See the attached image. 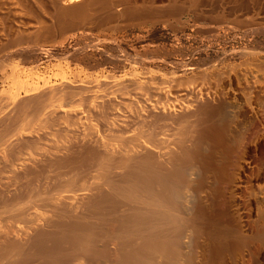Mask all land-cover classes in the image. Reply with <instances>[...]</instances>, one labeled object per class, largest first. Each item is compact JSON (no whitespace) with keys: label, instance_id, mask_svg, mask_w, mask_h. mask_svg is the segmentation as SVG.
<instances>
[{"label":"bare ground","instance_id":"obj_1","mask_svg":"<svg viewBox=\"0 0 264 264\" xmlns=\"http://www.w3.org/2000/svg\"><path fill=\"white\" fill-rule=\"evenodd\" d=\"M129 1L0 0V264H226L248 248L244 264H264V161L253 170L246 164L256 156L236 147L251 122L244 148L253 134L264 146V52L247 41L240 57L261 75L227 68L214 89L206 84L222 69L201 72L195 88L188 65L169 76L158 74L162 65L137 72L123 55L104 56L123 68L118 78L71 70L97 44L77 39L85 22H161L208 0H171L166 12L145 15ZM248 2L246 13L218 8L208 29L264 35V0ZM163 82L186 89H152L153 101L125 94ZM142 112L159 121V151L143 152L151 148L127 136ZM150 124L133 132L153 135ZM245 172L247 204L236 206Z\"/></svg>","mask_w":264,"mask_h":264},{"label":"rangeland","instance_id":"obj_2","mask_svg":"<svg viewBox=\"0 0 264 264\" xmlns=\"http://www.w3.org/2000/svg\"><path fill=\"white\" fill-rule=\"evenodd\" d=\"M170 1L171 0H130L129 2H137V4L131 3V5L137 7V10H139L140 12H142V14L145 15L146 13H148V11L152 9L153 10L159 9L158 10L159 13L166 12L168 10V7H170ZM212 1L214 3L213 5H212ZM215 1L216 0H208L206 2H203V7H201L203 8L202 10L201 8H195L193 6L191 7V5L190 6L185 5L183 12L180 15L169 17V19L163 20L161 22L157 20L144 21L142 22V24L141 23L140 24L130 23L129 25L126 23H113L111 26H107V25H101L100 22H98V20H96V17H95L94 19L82 24L81 28L78 29L76 33L78 34L77 39L79 40L81 44L91 43V42H97V44L94 45L95 47L89 48V51L87 52V55H86L87 58L82 57L80 60L73 61L72 63H70L69 68L71 70L75 69L76 72H82V73L83 72L85 73L108 72L112 74L114 77L118 78L123 75V72H121L123 68H121V71H120L117 67L108 64L107 62H105L104 56L108 54L115 58V57H119L123 55L125 59L127 58V60L129 59V61H134L135 62L133 63L134 65H138L142 63L145 64L146 67H148L147 68L148 70L149 68L154 69V67L156 68V66H158V69H159V65H162L164 68L160 66V69L158 70V74L160 71V72H163V74L165 73L166 76H169L172 71H175L176 67H180L181 65H188L189 71L188 73H186L187 76L194 77L195 81H194V84L192 85L194 86L198 84L199 86L200 84V87H202L201 86L202 83L204 84V82L199 80V74L201 72L211 73V72L219 71L220 69H222V71L224 72H223V75H220L221 78H218L220 76H215V77L213 76L211 77L212 79L209 80L210 82L208 81L207 84L205 82L206 87L210 88L209 86H211V88L213 89L220 85V83L222 82L221 80L222 77L225 78L226 76L225 71L227 70V68H228L227 71H235V69L244 70V68L246 67L250 68L252 66L251 68L255 72V74L257 75V73H259V75H261V72L259 71L260 69L255 67V65H251V66L246 65L247 59L245 56L240 57V53L245 48L247 41L248 42L251 41L256 46H258L259 49H261L260 51L264 52V35L260 36L258 39L253 40V39L243 36L240 32L238 33V32L233 31V32L224 34L225 33L224 31H220V32L213 31L212 32L211 29H208V27L212 28V26L216 24L215 21H218V16L216 14L218 12V11L216 12L218 8L224 7L225 5H227L228 7L230 6L229 8L232 11V13H237V11H239V14H241L240 13L242 12L240 11L241 7L245 5L247 6L246 7L247 9H250L251 8L250 6H252V2H248V0H243L244 2L242 0H233V1L232 0H226V1L218 0V3H217V1L216 2ZM229 1L231 3H228ZM241 2H243L242 6H240ZM115 7L118 9H121L123 7V3L116 1ZM239 7L240 9L235 10V8H239ZM244 7L241 10H243V12L246 13L247 9H244ZM233 10L236 12H234ZM100 11L101 9L100 10L98 9L96 15L101 14L102 12ZM259 49H257V51H259ZM130 57H132L133 59H131ZM136 58L137 60H135ZM239 66H243L244 68L239 67ZM51 68L52 67L48 65L47 67L44 68L43 71H51L52 70ZM135 68L137 72H141L142 70L139 65L136 66ZM133 69L134 68H131V67L125 68L126 71H132ZM218 80H221V82L220 81L218 82ZM217 82H218V85L216 84ZM163 83L161 84L151 83V85L153 84L154 87L150 85L149 90L144 87L141 88L143 90L133 89L134 87H130L129 90H127L125 94L126 95L129 94L128 96H134L137 94L136 96L140 97L141 95L142 97V94L144 93L143 94V97L145 96L144 98H146V95H147L148 100L149 98H151L150 100L153 101V99L154 98L156 99V97H153V93L150 91L152 89L153 90L157 89L159 92L160 90L170 91V88H171V91H173L175 88H180V87L181 89H178V90L175 89V91L186 89L185 85L180 86L177 83H175L177 85L172 83V87H173V90H172L171 84L167 82L166 83L163 82ZM188 87L191 88L190 86H187V88ZM194 87L196 88L197 86H194ZM260 107H261V104H260ZM123 109L128 115H131L130 112H132L133 115H137V112H136L137 109L134 111L135 108H133L132 106H125V108ZM141 114L143 115L140 116V118L142 117L140 123H137L132 119L133 120L131 124L132 129H131V132L127 134V136L129 138L132 137L134 139H139L137 141L138 145H145L151 148V149H144L142 150L143 152L159 151V148L155 149L152 146V143H153L155 146L159 147V126L158 125L157 127L155 126L156 124H159V121L156 124H154V120L153 118H151V116H148V118L146 119V117L144 116H146L147 114L145 112H142ZM252 123L253 122H251V124L248 123L249 125L248 124L244 125L242 132L239 134L240 138L238 141V145L236 147H237V150L239 149L238 151L241 152V154L244 152H250V156L252 155L251 161L255 159L254 156H256V160L258 158V161L255 160L256 164L254 163L255 161H252L251 165L246 164L248 167L252 169L254 168L257 170L258 168L257 165L259 161L261 163L262 161H264V146H262L260 142L262 134L251 135L253 139H252L251 145L249 144L250 149L246 150L244 148V146L248 144L247 138L249 134L247 133V131H249V129L253 127ZM149 124H150V127H153V128L156 127L157 134L155 133L153 135H149L147 134V132H141V133L133 132L134 130L133 128L137 127L138 125H141L143 127L141 128L142 130L143 129L146 130L149 128ZM232 126L236 128V126L234 125ZM245 127H248V128H245ZM234 128L231 127V129H234ZM143 133L144 135H142ZM230 135H227L226 137H229ZM149 136H153L152 142L151 140L148 139ZM239 145H240V148H239ZM139 150L141 149H138V151ZM253 152H255L256 155ZM244 155L246 154L244 153L243 157H245ZM253 164L255 165V167L253 166ZM253 170H252V173L255 172ZM247 175L249 174L245 172L242 179L245 180L246 178L245 176ZM247 178H250V177L248 176ZM247 178L244 182L241 183L243 187L242 192H236V193H240V195H237L236 197L235 196L236 194H235L234 199L232 198L233 199L232 202L233 203L236 202V206H237V203L240 204L241 206H244L245 204H247V200H244V199H247L246 197L247 190L245 189H247V187L249 186L247 182ZM239 196H243V197H239ZM243 200L246 201L245 204ZM194 201H195L194 199L190 198L189 199L190 205H192ZM233 206L234 208L236 207L235 204H233ZM246 206H245L246 208L243 207L244 210L241 207V210H243V212L249 208V205H246ZM189 236H186L184 240L185 241L184 244L186 245H189L190 243L191 238ZM111 247L114 248L113 245ZM242 252L243 253H241L239 258H237L236 260L233 259L234 262L236 261L235 262L236 264L237 263L242 264L241 260L243 262L244 258H245L244 262H247L249 260L248 259L250 258V256H248L250 255L248 254L249 248L246 250H243ZM204 253L206 255L208 254L207 249L204 250ZM203 254H202V257L200 258V260L202 261L204 257L206 256V255L203 256ZM229 261H231V263L233 264V261L231 259H228V262L226 260L227 262L226 264H231Z\"/></svg>","mask_w":264,"mask_h":264}]
</instances>
